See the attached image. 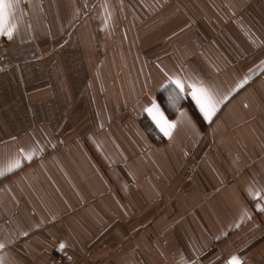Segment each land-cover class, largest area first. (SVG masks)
Listing matches in <instances>:
<instances>
[{"label":"crops","instance_id":"0c3cea01","mask_svg":"<svg viewBox=\"0 0 264 264\" xmlns=\"http://www.w3.org/2000/svg\"><path fill=\"white\" fill-rule=\"evenodd\" d=\"M9 11L0 264H264V0Z\"/></svg>","mask_w":264,"mask_h":264},{"label":"snow or ice","instance_id":"6c2138e0","mask_svg":"<svg viewBox=\"0 0 264 264\" xmlns=\"http://www.w3.org/2000/svg\"><path fill=\"white\" fill-rule=\"evenodd\" d=\"M14 0H0V34H7L9 37H11V30L7 27L8 18L10 15V8L13 5ZM177 86L180 87L181 85L179 82H176ZM193 91L191 93L193 99L197 103V105L200 107L201 112L204 114L206 119H210L212 114H214L216 107L215 104L212 103L211 96L207 92V90L201 88H197L195 85L190 86ZM150 115H152V118L157 123L158 126L167 125V121L163 119V115L159 113V109L153 105L151 109L147 110ZM167 127H172L171 125H167ZM161 130L164 131V128L161 127ZM167 134V132L165 133ZM15 167H19V164H15ZM11 171V168L8 169ZM3 173L0 172V175ZM60 247H63L61 245ZM230 264H239V262L236 260L235 257L232 258L230 261Z\"/></svg>","mask_w":264,"mask_h":264},{"label":"built area","instance_id":"2783aa9c","mask_svg":"<svg viewBox=\"0 0 264 264\" xmlns=\"http://www.w3.org/2000/svg\"><path fill=\"white\" fill-rule=\"evenodd\" d=\"M255 1H262V0H255ZM5 39L0 38V47L4 45ZM78 259L75 257L63 254V253H55L51 256L48 264H78Z\"/></svg>","mask_w":264,"mask_h":264},{"label":"rangeland","instance_id":"374dc122","mask_svg":"<svg viewBox=\"0 0 264 264\" xmlns=\"http://www.w3.org/2000/svg\"><path fill=\"white\" fill-rule=\"evenodd\" d=\"M79 264V263H78Z\"/></svg>","mask_w":264,"mask_h":264}]
</instances>
